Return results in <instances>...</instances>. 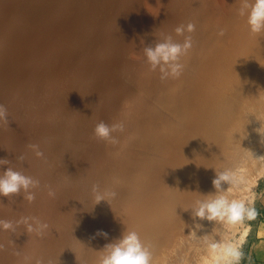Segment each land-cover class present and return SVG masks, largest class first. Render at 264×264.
I'll list each match as a JSON object with an SVG mask.
<instances>
[{
  "label": "rangeland",
  "instance_id": "rangeland-1",
  "mask_svg": "<svg viewBox=\"0 0 264 264\" xmlns=\"http://www.w3.org/2000/svg\"><path fill=\"white\" fill-rule=\"evenodd\" d=\"M243 2L0 0V105L7 117L0 119V159L9 160L17 170L39 181L31 203L23 194L0 196V219L32 216L49 225L42 235L26 232L23 225L15 232L0 231V264H99L100 251L122 228L128 225L129 230V222L140 212L135 207L143 205L145 192L153 188L151 183L159 182L162 160L172 158L171 150H159L151 143L170 134L174 138L186 126L182 117L200 110L186 103L183 111H175L176 106L206 99L209 84H223L213 80L223 57L237 62L227 89L250 51L254 52L255 69H264L257 34L250 32L246 17L238 14ZM188 23L196 25L193 33H185L191 35L193 47L180 62L193 65L185 66L179 79L162 81L159 70L150 69L143 49L167 35L182 42L183 36L177 37L174 30ZM221 30L223 36L218 35ZM202 41L206 45L199 50ZM152 80L160 96L136 112L147 101L143 85ZM194 81L199 93L191 90ZM258 84L264 87V82ZM130 102L134 106L129 107ZM257 105L254 122L260 118L264 124V94ZM101 121L109 125L124 122L126 130L118 144L96 137L94 129ZM254 135L256 141L245 142L218 162L232 165L246 148H255L254 152L264 149V136ZM259 141L260 145L255 144ZM30 145H38L43 157H37ZM21 155L22 162L16 159ZM127 157L132 160V170L125 174ZM258 162L262 164L240 199L253 201L259 216L243 224L221 225L229 237L244 236L242 264H250L255 231L264 223V159ZM6 168L0 166V172ZM163 179L175 183L172 176ZM93 185L102 193L115 191L118 195L115 199L106 196V201L97 204ZM50 191L54 196H49ZM119 213V220L125 221L116 222L119 226L115 228L113 221ZM105 214L111 217L107 219ZM99 230L108 237L96 235ZM188 234L189 247L196 246L199 242ZM176 239L183 241L182 236Z\"/></svg>",
  "mask_w": 264,
  "mask_h": 264
},
{
  "label": "bare ground",
  "instance_id": "bare-ground-1",
  "mask_svg": "<svg viewBox=\"0 0 264 264\" xmlns=\"http://www.w3.org/2000/svg\"><path fill=\"white\" fill-rule=\"evenodd\" d=\"M257 39L258 45L256 46L261 48L264 56V33L257 34ZM204 45L206 43L202 41L199 50ZM253 54L252 50L246 55V63L244 62L245 65L242 64L230 89H227V84L237 71V62L229 56L227 59L225 57L221 58L213 80H219L223 84L219 87H213L207 81L209 87L204 91L206 99H199L195 104L193 103L194 100L192 102L188 100L177 105L175 111H183L186 103L192 107L199 106L200 110L198 113H191L182 117L186 122V126L183 127V130L179 129L173 135L174 138L170 137V134L168 138L160 139L161 142L151 143L159 150L164 149L168 153L171 150L172 158L168 154L169 157L162 160L161 168L158 171V174H160L158 175L159 182L151 183L153 188L145 192L143 205L135 207V210L140 212L137 217L129 222L131 225L129 230L136 231L141 239L151 246L152 264L160 262L162 264H202L203 248L201 243L197 241L199 243L195 244L196 246L189 247L186 242L189 239L186 236L189 232L187 225L192 224L188 208L192 206L196 199L201 198L200 194H208L214 191L211 182L215 177L216 170L218 172L227 167L239 166L243 170L247 181H249L254 176L252 174L257 173V168L261 166V162L259 163L258 160L261 158V161H263L264 149H256L257 153L254 152L255 148L251 149V147L246 148L238 162L227 166L219 163L223 156L226 157L237 148L242 147L245 142L256 141L258 138L257 134V138L254 135V132H257L256 129L260 127L264 129V126L256 125L257 123L263 124L262 119L257 118V121L254 122V113L259 108L257 100L261 101L264 94V87L258 84L264 82V69H255ZM225 55H228V53H225ZM187 60L185 59V61ZM192 65L189 61L185 66L191 68ZM212 76L213 74L209 73L207 78L211 79ZM153 83L154 80L149 85H143L145 94L147 91V101L144 105L138 106L136 112L143 110L148 103L152 104L157 96H160V91L154 90ZM191 87L192 92L199 93L195 81ZM219 94H223L224 97H219ZM132 103L130 102L129 107L134 106H131ZM130 115V113H126V116ZM255 144L260 145V141ZM131 161L127 157L123 169L125 174L132 170L130 167ZM172 168L174 169L172 170ZM170 176H172L175 183L163 179ZM224 187L226 188L227 185ZM167 190L174 191V194L168 192L170 195H167ZM235 190L232 191L231 196L240 199L243 190L237 189V191L240 190V193L239 191L235 193ZM186 195L190 197L188 199L184 198ZM105 216L107 219L111 217L108 214H105ZM116 216L115 221H113L115 228L119 226L116 222L123 223L125 221L119 220L121 213ZM205 224L206 231L210 232L212 225L207 224V222ZM127 227L125 230L122 228L115 240L121 237ZM216 229L222 232L221 225H216ZM199 234L202 235L203 233ZM224 234L226 235V232ZM163 236L167 239H161ZM181 236L183 241L180 240L178 243L176 238L180 239ZM192 240L196 239L192 237ZM183 254L184 258L181 257ZM177 257L178 260H176Z\"/></svg>",
  "mask_w": 264,
  "mask_h": 264
},
{
  "label": "clouds",
  "instance_id": "clouds-1",
  "mask_svg": "<svg viewBox=\"0 0 264 264\" xmlns=\"http://www.w3.org/2000/svg\"><path fill=\"white\" fill-rule=\"evenodd\" d=\"M238 14L246 17V23L251 33H264V0H250V2L244 0ZM195 30L196 25L193 23L177 26L174 30L175 35L183 36L182 42L167 35L143 49L150 69L152 71L159 70L162 81L179 79L182 76L185 65L180 62V58L193 47L191 35H185V33L191 34ZM218 35L223 36L224 31L221 30ZM6 118V109L0 105V119ZM125 130L126 125L122 121L114 122L111 125L101 121L96 124L94 134L96 137L116 145ZM256 131L264 136L262 127ZM30 148L37 157H43L44 154L39 150L38 145H30ZM16 159L22 162L24 157L21 155ZM4 165H7V168L0 172V196L10 198L23 194L24 200L29 203L34 201L36 196L33 190L39 187V181L26 175L23 171L17 170L9 160L0 159V166ZM211 183L214 191L200 194L201 198L196 199L189 209L192 224L187 225L188 235H191L202 245V264H242L245 259L244 236L238 239L234 236L229 237L217 231L216 225L243 224L245 221H255L259 216L253 201L231 196L233 190L246 188L247 178L239 166H233L219 172L215 171V177ZM225 185H227L226 188ZM92 192L97 204L106 201V196L115 199L118 195L115 191L102 193L98 185H93ZM49 196H54V193L50 191ZM205 222L212 225L210 232L206 231ZM21 225L24 226L26 232H35L38 235H42L49 227L46 222L32 216H22L16 221L0 219V231L15 232ZM96 235L108 237V233L103 230H99ZM100 252L102 255L99 258V264H152L153 259L151 246L146 244L134 230L124 231L120 238L106 244ZM37 264H42V262L37 261Z\"/></svg>",
  "mask_w": 264,
  "mask_h": 264
},
{
  "label": "crops",
  "instance_id": "crops-1",
  "mask_svg": "<svg viewBox=\"0 0 264 264\" xmlns=\"http://www.w3.org/2000/svg\"><path fill=\"white\" fill-rule=\"evenodd\" d=\"M255 242L250 250V264H264V223L255 231Z\"/></svg>",
  "mask_w": 264,
  "mask_h": 264
}]
</instances>
